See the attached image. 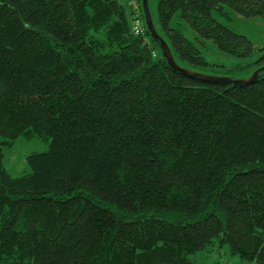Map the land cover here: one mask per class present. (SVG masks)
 <instances>
[{
  "label": "trees",
  "instance_id": "1",
  "mask_svg": "<svg viewBox=\"0 0 264 264\" xmlns=\"http://www.w3.org/2000/svg\"><path fill=\"white\" fill-rule=\"evenodd\" d=\"M227 9L264 19V0H159L155 27L179 66L214 68L189 29L253 55L215 18ZM143 13L135 1L0 0V264H198L222 247L264 264V71L249 85L190 78ZM263 66L264 53L237 68ZM21 137L49 150L15 177L5 148Z\"/></svg>",
  "mask_w": 264,
  "mask_h": 264
},
{
  "label": "rangeland",
  "instance_id": "2",
  "mask_svg": "<svg viewBox=\"0 0 264 264\" xmlns=\"http://www.w3.org/2000/svg\"><path fill=\"white\" fill-rule=\"evenodd\" d=\"M130 10L133 1L138 2L142 7V0H119ZM149 9L154 24L159 26L158 3L159 0H148ZM226 15L214 13L218 22L230 27L235 32L247 36L254 44L255 51L248 59H242L228 55L219 51L217 46L210 40L196 39V34L192 30H185L188 38L193 40L202 50L207 62L214 65V68L201 69L194 68L196 72L213 76H227L233 79H246L252 75L251 71H242L237 67L256 61L264 53V19L261 17L246 18L236 14L233 10L227 9ZM144 14V13H143ZM146 24V19H143ZM160 48V47H159ZM158 48V52L161 49ZM237 68L233 73L226 74L225 69ZM49 150V143L39 139L19 138L14 145L5 148L4 164L12 176L18 177L29 171L27 157L36 152H46ZM198 264H246L239 256H232L227 247L219 250L215 249L210 253L203 252L192 257Z\"/></svg>",
  "mask_w": 264,
  "mask_h": 264
},
{
  "label": "water",
  "instance_id": "3",
  "mask_svg": "<svg viewBox=\"0 0 264 264\" xmlns=\"http://www.w3.org/2000/svg\"><path fill=\"white\" fill-rule=\"evenodd\" d=\"M142 9L144 11V15H145V19H146V26L148 28V31L151 34V37L156 42L159 43L162 54L172 69L179 71L182 74H184L190 78H194V79H197L200 81L212 82V83H223V84H229V85H231V84L232 85H249V84H252L256 81L259 73L264 71V66H263V67L259 68L258 70H256L250 77H248L246 79H233V78H230L227 76L208 75L205 73L196 72V71L189 70V69H186V68L179 66L173 57V54L171 52L169 45L159 35V33L155 27L153 18H152L151 13H150L148 0H142Z\"/></svg>",
  "mask_w": 264,
  "mask_h": 264
},
{
  "label": "built area",
  "instance_id": "4",
  "mask_svg": "<svg viewBox=\"0 0 264 264\" xmlns=\"http://www.w3.org/2000/svg\"><path fill=\"white\" fill-rule=\"evenodd\" d=\"M134 30L137 35H140V34L144 35V29L143 27H141V22L139 20L135 21Z\"/></svg>",
  "mask_w": 264,
  "mask_h": 264
}]
</instances>
